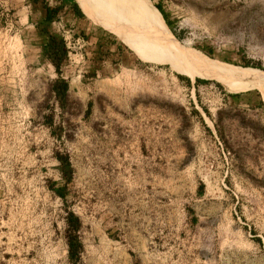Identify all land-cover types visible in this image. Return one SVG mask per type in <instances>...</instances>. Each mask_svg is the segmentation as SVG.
<instances>
[{
	"label": "rangeland",
	"instance_id": "rangeland-1",
	"mask_svg": "<svg viewBox=\"0 0 264 264\" xmlns=\"http://www.w3.org/2000/svg\"><path fill=\"white\" fill-rule=\"evenodd\" d=\"M74 1L82 15L51 25L62 97L38 3L0 0V264H71L69 212L78 264H264V84L164 59L264 71V0H149L162 40L135 0H111L117 30Z\"/></svg>",
	"mask_w": 264,
	"mask_h": 264
},
{
	"label": "bare ground",
	"instance_id": "bare-ground-1",
	"mask_svg": "<svg viewBox=\"0 0 264 264\" xmlns=\"http://www.w3.org/2000/svg\"><path fill=\"white\" fill-rule=\"evenodd\" d=\"M78 1L82 4L84 12L86 13L87 16H89V18L96 19V21L98 20L101 24L105 25L106 27L108 26L111 29L112 26L115 25L113 24L114 22L112 23L111 21V17L114 12L113 6H115V4L112 6L111 0H78ZM128 1L129 0H127V2ZM135 1L140 5V8L142 9V12L146 16L148 23H150L151 26L155 29V31L158 32V34L160 35V39L164 38L163 35L164 32L162 30L166 28V25L158 10L149 2V0H135ZM166 49H168L169 54L167 55L165 54L164 59H168V61H171L172 68L176 72L186 74L191 78L199 75L203 77L210 76V77H216V79L222 80L223 82L224 78L229 77V78H236V80H240V82L243 81L249 86H262L264 84V71L252 69V68L220 67L211 63L207 59L197 55L196 53H192V52L187 53L179 50H177L176 52L172 50L173 52H171L169 47H167ZM142 54L143 53H141V57L144 56ZM154 56H158V55H154ZM173 56L174 58H172ZM225 81L227 82L226 79Z\"/></svg>",
	"mask_w": 264,
	"mask_h": 264
},
{
	"label": "trees",
	"instance_id": "trees-1",
	"mask_svg": "<svg viewBox=\"0 0 264 264\" xmlns=\"http://www.w3.org/2000/svg\"><path fill=\"white\" fill-rule=\"evenodd\" d=\"M51 1L53 2L52 5L48 4V0H30L32 4L38 3V5H40L39 6L40 15L37 21L33 23V27L35 29L37 37L40 39L39 46H40L41 54L43 58H45L52 65L54 72L57 76L55 83H57L61 88V94L62 97H64L67 85L66 82L61 78L60 70L62 63L66 59L67 48L62 35L52 31L50 25L52 22H56L58 20V18L60 17V12L64 7H66L75 16H81L82 14L79 10L78 5L74 0H51ZM154 7L160 13L165 24L169 26L162 10L156 5H154ZM245 66H247V64ZM195 81L199 82L200 80L198 78H195ZM237 95L238 94H230L231 97H236ZM232 109L237 110L236 108H232ZM220 112L221 111H216V121L213 122V126L218 138L222 143L223 149L229 150L231 148H229L225 140H223L219 127L217 126L216 123L219 120ZM253 124L255 125L256 123ZM78 227H79L78 218L74 216L71 212H69L68 215L65 217L64 234H65V242L67 246V259L68 261H70L71 264H78V260H79L80 243L77 237Z\"/></svg>",
	"mask_w": 264,
	"mask_h": 264
},
{
	"label": "crops",
	"instance_id": "crops-1",
	"mask_svg": "<svg viewBox=\"0 0 264 264\" xmlns=\"http://www.w3.org/2000/svg\"><path fill=\"white\" fill-rule=\"evenodd\" d=\"M33 5H35V4H33ZM40 6V5H39ZM39 8V15H40V7H38ZM62 14H71L72 16H74V14L73 13H71L66 7H64L63 9H62V11L60 12V17L58 18V20L56 21V22H52L51 23V25H53V24H55V23H58L60 20H61V18H62ZM39 17V16H38ZM29 20H30V17H29V13L27 14V15H25V21L26 22H29ZM32 25H33V23H32ZM51 25H50V28H51ZM57 33H59V34H61L62 35V37H63V40H64V35H63V32L62 31H59V30H57L56 31ZM65 41V40H64ZM65 45H66V43H65Z\"/></svg>",
	"mask_w": 264,
	"mask_h": 264
}]
</instances>
